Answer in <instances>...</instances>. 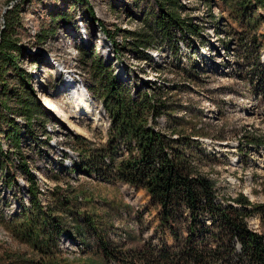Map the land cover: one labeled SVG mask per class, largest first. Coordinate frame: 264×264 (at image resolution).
Segmentation results:
<instances>
[{
	"label": "rangeland",
	"instance_id": "1",
	"mask_svg": "<svg viewBox=\"0 0 264 264\" xmlns=\"http://www.w3.org/2000/svg\"><path fill=\"white\" fill-rule=\"evenodd\" d=\"M180 2L182 14L201 29L192 36L190 47L186 44L190 36L176 28L166 33L157 29L155 0H0V37L13 31L20 39L18 65L44 113L29 125L2 108L0 96V149L4 151L0 153V264H31L38 258L7 224L24 206L32 205L25 168L36 175L38 199L45 208L57 206L58 196L71 199L69 209L57 206L66 223L58 237L62 258L58 264H118L114 257L105 259L103 241L124 254L175 246L171 232L159 226L157 207L142 189L72 170L80 162L74 150L79 137L105 142L110 126L102 101L88 89L93 85L89 59L94 53L132 90L148 81L157 83L170 100L182 102L179 114H195L209 126L212 136L203 141L211 164L204 170L216 181L221 197L242 192L252 202L264 203V83L256 76L257 53L247 51L236 33H243L244 27L222 10L221 0ZM11 16L12 23L8 22ZM104 28L121 46L119 59ZM143 29L154 31L159 48L140 53L125 44L122 34ZM259 32L264 67V22ZM251 40L247 36L245 43L251 46ZM176 42L180 43L177 53ZM8 76L11 88L21 86L15 73L10 71ZM43 95L55 98L67 117L46 109ZM4 117H15L19 124V148L3 133L9 129ZM70 120L84 134L71 128ZM249 132L258 137L257 145L247 144ZM248 223L256 231L263 230L258 214Z\"/></svg>",
	"mask_w": 264,
	"mask_h": 264
},
{
	"label": "trees",
	"instance_id": "2",
	"mask_svg": "<svg viewBox=\"0 0 264 264\" xmlns=\"http://www.w3.org/2000/svg\"><path fill=\"white\" fill-rule=\"evenodd\" d=\"M155 1L159 6L157 29L166 33L170 28H176L190 36L185 39L190 47L192 36L199 35L201 29L189 16L182 14L184 5L180 0ZM221 1L222 10L244 27L243 33H236L248 52L257 53L256 76L264 83V67L260 64L262 34L259 32L264 22V0ZM90 14L96 19L92 7ZM12 19L11 16L8 22L12 23ZM103 30L119 59L120 44L109 30ZM247 36H252L251 46L245 43ZM122 37L126 45L131 44L140 53L159 48L152 29L128 31ZM205 43V40L201 41V45ZM22 47L13 31L1 34L0 96L2 108L32 125L36 117H43L44 113L27 76L18 65ZM179 47L180 43L176 42L175 53ZM89 60L92 62L93 85L88 89L102 101L110 126L105 142L96 144L79 137L74 150L79 154L80 162L72 170L142 189L159 211V226L168 229L175 240V246L145 247L136 253L125 254L103 241L105 259L114 257L118 264H264V203H254L242 192L235 197L220 196L216 181L204 170L211 164V155L203 141L212 136L209 126L199 122L195 114H179L182 102L170 100L157 83L148 81L144 87L132 90L118 81L111 67L95 53ZM10 71L19 78V88H11ZM10 101L16 105L8 106ZM14 118L4 117L3 122L9 129L3 133L19 148L20 129ZM162 119L166 120L165 124ZM246 138L248 145H257V136L249 132ZM1 152L4 153L2 149ZM25 172L31 208L24 206L23 212L7 224L19 240L38 254L31 264H58L62 259L58 237L66 230L65 219L60 216L58 207L69 209L71 199L56 196L58 207L45 208L38 199L36 175L30 168H25ZM253 214L260 216L263 230L250 227L248 219ZM82 229L78 226V233L82 234Z\"/></svg>",
	"mask_w": 264,
	"mask_h": 264
},
{
	"label": "bare ground",
	"instance_id": "3",
	"mask_svg": "<svg viewBox=\"0 0 264 264\" xmlns=\"http://www.w3.org/2000/svg\"><path fill=\"white\" fill-rule=\"evenodd\" d=\"M79 97H80V95H79ZM42 102L44 103V105L48 109L53 111L57 116L67 117V115L65 113H63V108L58 104L57 100L55 98H53L51 95H43V101ZM69 126L71 128H74V129L82 130V128L76 122H72V120H70ZM81 134H84L83 130H82Z\"/></svg>",
	"mask_w": 264,
	"mask_h": 264
}]
</instances>
